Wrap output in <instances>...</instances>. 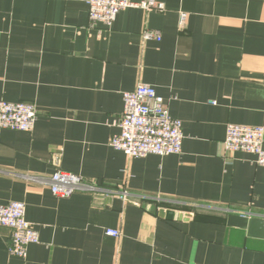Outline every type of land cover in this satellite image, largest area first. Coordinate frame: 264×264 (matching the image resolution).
<instances>
[{"label": "crops", "instance_id": "obj_1", "mask_svg": "<svg viewBox=\"0 0 264 264\" xmlns=\"http://www.w3.org/2000/svg\"><path fill=\"white\" fill-rule=\"evenodd\" d=\"M158 1L106 25L87 0H0V100L38 110L32 130L0 132V206L23 202L39 233L20 257L0 226V264H264V228L228 221L264 219V166L224 146L228 124L264 126V0ZM140 82L182 120L180 153L110 145ZM59 170L98 192L55 195Z\"/></svg>", "mask_w": 264, "mask_h": 264}, {"label": "built area", "instance_id": "obj_2", "mask_svg": "<svg viewBox=\"0 0 264 264\" xmlns=\"http://www.w3.org/2000/svg\"><path fill=\"white\" fill-rule=\"evenodd\" d=\"M92 24L112 25L118 13L129 7H141L146 11L163 10L164 3L158 0H87ZM180 15V26L186 21ZM144 39H161L160 33L146 30ZM124 107L120 119V133L111 137L110 145L123 151L128 157H146L150 154L169 155L182 151V120L170 115L165 99L156 89L140 82L133 91L123 93ZM38 117L36 105L31 102L0 100V132L3 129L30 131ZM225 149L228 152L245 151L256 156L258 165L264 166V126L228 124ZM55 195L68 197L76 191L98 192L96 183L73 173L56 171L48 179ZM124 198L127 193L124 192ZM25 204L10 201L0 206V226L11 230L8 250L12 255L26 257L28 245L39 241V233L26 219ZM108 235L119 237L117 229H107Z\"/></svg>", "mask_w": 264, "mask_h": 264}, {"label": "water", "instance_id": "obj_3", "mask_svg": "<svg viewBox=\"0 0 264 264\" xmlns=\"http://www.w3.org/2000/svg\"><path fill=\"white\" fill-rule=\"evenodd\" d=\"M165 214L168 218H172V219L182 218V216L179 215V213H176L175 211L170 209L166 211ZM228 221L229 224L233 226L247 227L251 233L256 229V227L264 228V219L259 217L249 218L246 215L238 214L235 212L229 214Z\"/></svg>", "mask_w": 264, "mask_h": 264}]
</instances>
